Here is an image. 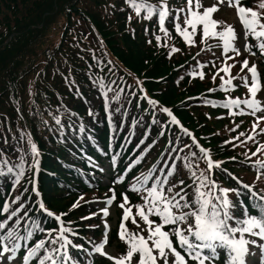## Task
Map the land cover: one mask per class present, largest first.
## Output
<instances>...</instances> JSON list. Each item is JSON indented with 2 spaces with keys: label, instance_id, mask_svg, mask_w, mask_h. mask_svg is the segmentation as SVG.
<instances>
[{
  "label": "trees",
  "instance_id": "trees-1",
  "mask_svg": "<svg viewBox=\"0 0 264 264\" xmlns=\"http://www.w3.org/2000/svg\"><path fill=\"white\" fill-rule=\"evenodd\" d=\"M169 1L183 3L185 0ZM129 16L132 17L130 22ZM154 25L153 19L145 21L137 17L126 0H0V167H3V158H7L9 163L18 162L19 150L28 149L27 140L31 136L41 153L48 157L42 161L38 173L39 189L48 207L52 208L50 195L58 203L91 189L90 180L97 173L89 165V159H104L112 164V155L119 153L116 165H111L116 175L114 177L111 171L113 176L110 179L123 176L121 187L126 185L131 175L158 163L161 155L159 159L154 158L155 152L151 148L128 171L124 164L136 150L133 147L137 135L141 136L138 144L142 139L152 143L151 136L159 134V125L153 126L150 112L145 111L149 108L146 101H141V107H137L141 96L136 85L138 78H142V87L149 98L162 105H172L176 114L197 135L212 132V127L206 125L207 115L214 113L210 105L202 100L186 99L188 94L193 95L200 89L198 83H191L190 70L204 73L205 66L197 68V63H193L182 71L178 70L180 64L191 61L194 49L186 47L183 41H180L179 53L151 45L148 41L158 35V28ZM169 26L170 23L166 22L168 30L172 28ZM50 29L58 31L57 40L53 43L48 39ZM160 35L165 38L162 32ZM101 79L106 84L116 81L114 91L109 92V99L120 91L121 84L125 86L119 103L113 102L110 107L113 111L121 107L128 112L115 115L111 127L105 118L104 98L94 86V82ZM203 80V87H212L207 73ZM129 85L137 92L135 97H131V104L127 103ZM89 106L97 119L93 120L88 115ZM69 113L77 115L70 117ZM57 114L62 116L67 129L60 134L62 141L55 131L57 125L53 117ZM134 117L139 121L136 125L132 124ZM165 117L162 113L157 115L161 122L166 120ZM69 123L77 125V128L82 123L85 131L68 129ZM50 127L53 131H49ZM172 127L171 133L166 131L163 135L166 144L169 139L175 142L178 130L176 126ZM184 144H191L187 137H182L180 147L183 148ZM191 150L196 151L194 146ZM187 152L185 149L181 155ZM134 155L131 161L139 151ZM28 161L30 164V157ZM201 162L202 159L194 160L193 164L200 165ZM239 164L233 162L226 167L237 172ZM222 173L219 171V179L226 187L238 186ZM29 178L30 171L15 189L0 178V205L19 195L22 182ZM179 179H184L186 185L191 184L188 171L174 177V182ZM97 183L100 185L99 180ZM49 186L51 191L47 192L46 187ZM186 191L191 192V189L186 188ZM230 198L235 199L234 196ZM243 201L245 206H251L246 196ZM41 217L45 228L55 229L52 219L42 214ZM4 218L0 214V220ZM41 238L37 234L33 239Z\"/></svg>",
  "mask_w": 264,
  "mask_h": 264
},
{
  "label": "snow or ice",
  "instance_id": "snow-or-ice-1",
  "mask_svg": "<svg viewBox=\"0 0 264 264\" xmlns=\"http://www.w3.org/2000/svg\"><path fill=\"white\" fill-rule=\"evenodd\" d=\"M126 3L135 11L137 17L145 21H151L158 18L159 31L167 34L168 29L165 27L166 22L174 24L176 32L183 37L184 41L194 43L191 37L197 33L198 26L202 29L201 41L206 43L209 39H218L222 43L223 52L227 54L229 51L240 55V50L234 46L237 34L231 25H224L213 19L212 14L217 11L215 5L205 7L201 11L200 0H187V6L183 8H169L168 0H160L158 5H152L147 0H126ZM229 6L233 3L236 5V14L239 22L244 30V37L247 40L251 37L256 41L255 45L245 43L244 51L251 52L252 47L259 49L264 54V0H260L258 9L246 7L239 3V0H228ZM175 13V15H173ZM183 15V19L181 16ZM129 16L128 20L131 21ZM219 25V30H218ZM133 34H134V30ZM148 29L145 28L147 33ZM155 39L159 45L160 35H155ZM151 43V41H148ZM179 49L173 47L172 52H178ZM171 52L168 53L169 58ZM255 55V53H252ZM231 59V57H228ZM111 61H109V64ZM249 61L244 59L241 67H247L251 76V82L247 77H242L244 86L247 88L248 98H231L226 96L224 102L219 106L229 110V115H245L251 114L256 116L257 112L264 111V106L256 99L257 92L261 88L257 64L252 63L249 67ZM197 68H203L204 65L197 63ZM231 65L224 67L223 71L227 73ZM191 76L198 74L203 79V73H197L195 70L190 71ZM91 80V77H89ZM122 79V78H121ZM182 80L183 77H180ZM215 79V76L213 77ZM221 91L228 92L232 87V79H225L220 76ZM106 84L103 80L95 81L94 86L97 87L99 94L104 98L105 118L108 120L110 127L113 126L114 116L121 112L127 113L128 109L117 107L115 111L111 109L113 102L119 103L121 95L124 93V85H120V91L116 92L109 99V92H113V85ZM140 99L137 100V107H141V101H146L149 108L146 112H150L152 117L150 123L153 126L159 125V135L163 137L165 131L171 133L172 126L179 128L176 134L175 142L171 139L166 144L167 151L162 152L161 158L157 164H154L147 170V173H141L135 177L133 183L127 189L132 192H141L143 202L135 204V215L138 216L147 226L146 235L140 232L131 233L125 228L123 222L120 223L119 238L126 245V251L118 256L109 255L105 250L107 242L108 224L105 222L104 231L105 239L95 242L94 238L81 237L90 246L86 248L84 244L74 243L73 237H77L79 229L73 226L72 221L67 222L62 217L67 214H54L49 210L42 199V194L38 190L35 175L40 169L41 152L38 145L33 142L31 136L28 137V149H20L18 162L9 163L7 158H3V167H0V178L6 180L15 189L20 184L26 172L35 169L32 174L31 192L35 195L36 200L31 199L22 201V197L27 194V185L24 191L16 195L14 199L5 200L0 205V214L5 218L0 220V264H30L35 259L36 264H81L79 255L74 256L70 249L75 250L77 254H83L88 258L89 264H94L91 259L96 254L100 257H106L113 264H169V256L174 257L171 264H214L220 260L221 255L224 256V264H257L256 257H259V264H264V242L257 243L255 238L264 241V190H254L255 185L243 184L237 181V187H223L215 178H213V169H221L222 164L226 161L216 160L210 149H206L199 145L195 136L187 128H184L173 111L162 106L155 99L147 96L142 82L136 81ZM227 86V87H226ZM129 89L128 104L132 103L131 97H135L137 92ZM209 92H215L217 89H208ZM189 99H202L193 97ZM205 104H211L217 107L215 102L203 99ZM243 106V107H242ZM158 113L166 114L167 119L162 122L157 119ZM76 113H69V116H75ZM88 115L97 119L89 106ZM221 117H218V119ZM142 119V118H141ZM55 125H57V135L63 140L62 135L67 131L62 123V116L57 114L53 117ZM264 121V115L257 116L256 122L252 125V133H256L257 124ZM139 121L134 117L132 124L136 125ZM68 129H76L84 132L85 128L81 123L77 125L69 123ZM49 131H53L50 127ZM260 133H264V128L259 129ZM241 135H244L241 133ZM182 137H191V144H184L180 147ZM24 139L23 136L20 137ZM248 140L253 139V135H248ZM7 144V140H5ZM146 142L142 139L137 148H141ZM153 140L151 144L143 148L140 155L136 156L128 165L131 169L144 158L153 146L156 145ZM229 143V141H225ZM198 149L199 156L196 151H192V146ZM235 147V145H233ZM188 152L184 155V150ZM264 149V145L257 147L256 151L251 153L252 157H256L257 153ZM119 153L112 155L111 162L115 166ZM31 163H28V158ZM163 157H168L164 159ZM203 160L207 167L201 170L199 164L195 166L193 161ZM234 159V158H233ZM251 160V158L249 157ZM183 160V164H181ZM90 166L98 168L103 172V168H99L92 160H88ZM251 167L257 171V178L264 175V159L257 158L251 161ZM183 171L190 173L191 184H185L184 179L174 182V177L181 175ZM236 179V177H232ZM123 176H120L113 183H122ZM183 185V186H181ZM179 188L178 191L176 189ZM191 189V192L186 191ZM246 190V191H245ZM112 195L106 199L104 203L111 205L116 199V193L110 189ZM123 203L119 205L123 211L124 219H128L132 215V208L126 207L129 197L122 193ZM191 196V198H189ZM234 196L235 199L230 197ZM247 197L251 201V206L244 205L243 197ZM82 199V197H81ZM18 205V206H17ZM72 209L78 207L77 203L72 204ZM103 215L108 216V209L101 210ZM35 212V215L32 213ZM43 217L53 218L58 227L55 229H47L41 222ZM96 213L89 216L81 217L82 220L90 219ZM135 224V219L132 220ZM92 227H96L93 225ZM167 229V230H166ZM41 235L42 238L31 243L35 235ZM178 245L174 247V240ZM258 248L259 252L253 251ZM24 251L22 259L18 253ZM184 253L183 255L181 253ZM42 253V254H41ZM251 256L252 259L248 257ZM187 257V260H186Z\"/></svg>",
  "mask_w": 264,
  "mask_h": 264
},
{
  "label": "rangeland",
  "instance_id": "rangeland-1",
  "mask_svg": "<svg viewBox=\"0 0 264 264\" xmlns=\"http://www.w3.org/2000/svg\"><path fill=\"white\" fill-rule=\"evenodd\" d=\"M152 2L160 3V0H149ZM201 3V11L205 7H210L215 5L217 7V11L212 14L213 19L222 22L224 25H231L236 34L237 39L234 41V46L240 50V55L237 56L235 53L229 51L227 54L223 52L222 43L218 39H209L206 41V43H202L201 41V35H202V29L198 26L197 33L195 36L191 37V40L194 41V43L186 42L184 41L183 37L180 36L178 32H176L174 28V24L170 23L171 29L168 30L167 34H165L166 39H162L159 42V45L157 43V40L154 38L151 41V45H154L155 47L160 46L161 48H167L169 51L172 52V48L175 47L179 49L178 52H180V41H183L187 43L186 47L194 49L191 58V61L189 63L185 62L183 64H180L178 67V70L182 71L185 69V67L188 64L193 63H199L201 65H204L206 68V71L208 72V77L213 82L212 86L215 84L221 85L220 76H224V78L232 79V85L233 87L225 93V95H222L221 93H215L209 92L207 88L203 87L205 86V81L198 76L193 77L191 83H198L200 86V89L195 92L193 95L188 94L187 98L189 101L197 100V99H189L193 97H200L203 99H214V98H222L225 99L226 96L231 98H240L245 99L248 98V92L247 88L243 84L242 77H247L249 80V83L251 82V76L250 73L247 71V67L242 68L241 65L244 61V59H247L249 61V67L252 63L257 64V70L258 73L261 76H264V54L257 53L259 52V49L252 47L251 52H245L244 51V30L242 25L239 22V17L236 14V5L233 3L231 6H229L228 0H200ZM239 3L242 4H248V0H241ZM257 3V2H256ZM254 5V3H253ZM259 5V4H258ZM258 5H256V8H258ZM187 6V0H185L183 3H173L168 2L169 8H183ZM246 6V5H244ZM175 15V13H173ZM181 19H183V15L181 16ZM158 25V23H157ZM169 26V27H170ZM219 30V25H218ZM57 34L58 31L56 29H50L48 32V35L50 37L48 38L51 43L55 42L57 40ZM252 53H255L253 55ZM228 57H231V59H228ZM227 65H231L229 68V71L225 73L223 71L224 67ZM201 70V69H200ZM192 71V70H190ZM215 76V79L213 77ZM142 78H138L140 81ZM215 83V84H214ZM203 84V85H202ZM227 87V86H226ZM185 99V98H184ZM256 99L260 101L261 105L264 106V85L261 83V88L257 92ZM243 107V106H242ZM264 115V111L257 112L256 116L252 115V119L248 117L247 114L245 115H222V110H218L215 113L208 114L207 117V123L206 125H210L213 136H217L218 138H224L226 137L230 138L229 143L226 144L224 147H217L215 148L214 154L216 157L222 156L224 159L232 157L234 154L232 152L235 151L234 143L237 142L239 139L238 135L234 133V131H237L239 134L243 133L242 135L243 139L242 142L239 140L238 148L242 151L241 155L246 154L248 157L253 159V161L257 158L264 159V149H262L260 152L257 153L256 157H252L251 153L256 151L257 147H260L261 145H264V133H260L259 129L264 128V121H260L257 124V130L256 133H252V125L256 122L257 116ZM217 116H221V118L218 119ZM217 117V118H216ZM213 122H216L215 124ZM184 123V122H182ZM189 130L193 132V135L198 139V135L196 134V131L187 126ZM208 134V133H205ZM217 134V135H216ZM253 135L252 140H248V135ZM209 142L212 145H219L221 142L214 141L212 139L209 140ZM201 144H203L200 141ZM39 150V149H38ZM213 156V155H212ZM214 157V156H213ZM220 158H216V160L226 161L222 164V166H227L231 160H224ZM234 157V156H233ZM47 155L41 154V160L47 159ZM41 166H42V161ZM233 163V162H232ZM237 163V162H236ZM242 164V165H241ZM239 164L237 168V172H233L235 176L239 180H245L248 183H252L255 185L256 189L264 190V175H260L259 178H257V172H252L248 170L249 172L244 171V168L242 166H247V164L241 163ZM200 168V167H199ZM201 169V168H200ZM202 170V169H201ZM219 170L221 169H214L213 170V178L216 180L221 175L219 174ZM35 172V169H33ZM226 175L228 179L231 181L237 182L236 179H232V176L229 173H222ZM35 176H39L38 173H36ZM243 177L244 179L240 178ZM37 183V182H36ZM218 183L226 187L224 183L221 181V179L218 180ZM38 184V183H37ZM27 186L31 187V184H26ZM38 187V186H37ZM254 188V189H255ZM47 192L51 191V187H46ZM112 189L116 193V199L113 201L111 205H106L104 201L111 197L112 193L109 191ZM255 189V190H256ZM39 190V187H38ZM122 193H118L113 189L111 186H107L103 189H93L92 191L88 193L81 194L78 192L75 196H69L66 199H62L58 203L53 200V197L50 195L48 198L52 202V209L54 210L55 214H61L65 213L67 214L64 216V220L66 222L72 221L73 226L77 229H79V233L83 232H91L88 233L86 237L94 238L95 242H100L101 240L105 239V235L98 236L99 230L97 227L91 228V226L98 224H105V222L108 224V230H107V236L105 243V250L108 252L109 255L118 257L122 255L127 248V245L120 240L119 238V231H120V223L123 222L125 225V228L128 232L136 233L140 232L142 235H146V229L147 226L144 224V222L135 215V204L142 203L143 202V195L144 193L141 192H134L132 197H129L128 204L126 207L132 208V215L128 219H124L123 217V209L119 207L121 203H123V196ZM56 196L60 197L61 195L57 194ZM82 197V199H81ZM34 200V197L30 198ZM77 203L78 207L75 209H72V204ZM107 208L108 209V216H104L102 209ZM91 213H96L95 216H92L90 219H84L79 220L81 217L89 216ZM135 219V224H130L132 220ZM167 230V229H166ZM104 231V228H103ZM112 232V233H111ZM111 233V234H110ZM105 234V231H104ZM110 236V237H109ZM109 237V240H108ZM257 240V243H262L258 238H255ZM257 249V250H256ZM253 251L256 250V252H259L258 248H253ZM81 258L83 260V263L81 264H89L88 258H86L83 254H81ZM249 259H252L251 256L248 257ZM91 259H95V261H101L99 254H96ZM105 259L109 261L106 257ZM174 259V257L169 256V264H171V261ZM257 261V264H259V257L255 258ZM104 261V260H102ZM19 264V263H18ZM95 264H105L103 262H98ZM159 264H163L162 261L159 262ZM194 264V262L192 263Z\"/></svg>",
  "mask_w": 264,
  "mask_h": 264
}]
</instances>
